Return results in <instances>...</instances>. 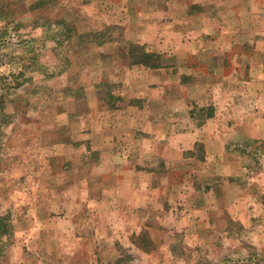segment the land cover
<instances>
[{
  "label": "rangeland",
  "instance_id": "rangeland-1",
  "mask_svg": "<svg viewBox=\"0 0 264 264\" xmlns=\"http://www.w3.org/2000/svg\"><path fill=\"white\" fill-rule=\"evenodd\" d=\"M0 264H264V0H0Z\"/></svg>",
  "mask_w": 264,
  "mask_h": 264
}]
</instances>
